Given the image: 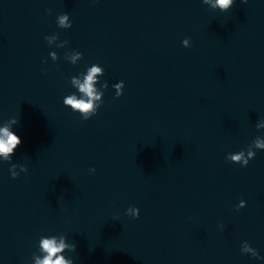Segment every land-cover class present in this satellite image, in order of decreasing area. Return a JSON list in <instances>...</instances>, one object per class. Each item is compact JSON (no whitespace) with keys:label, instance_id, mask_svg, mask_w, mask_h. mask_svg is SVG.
<instances>
[{"label":"clouds","instance_id":"obj_1","mask_svg":"<svg viewBox=\"0 0 264 264\" xmlns=\"http://www.w3.org/2000/svg\"><path fill=\"white\" fill-rule=\"evenodd\" d=\"M205 2H208V0H205ZM242 2L247 3V0H242ZM213 6H219L220 9L227 10L233 6V0H215V4ZM66 20L67 15H62L60 17V25L72 27V25L65 24ZM183 46L186 48L191 46V44L189 45V39L186 38L183 40ZM100 71L101 69L99 67L93 66L90 69L89 74L85 77L83 83H80L78 80H74V83L79 86L80 92H82L88 98L87 100L77 99L75 96H71L64 101L66 105L71 106L72 111L82 113V118L84 120H88L92 116L97 114L96 108H94L93 101L99 100V96L96 94L93 84L96 78V73ZM122 86L124 89L123 81H120V83L116 85L118 89V96H121L123 94V91H120ZM12 123H17V121L13 120ZM21 143V138L16 133L12 132L8 126L0 128V156H2L5 161L9 160L10 155L14 153V150L17 149V147L20 146ZM256 146L258 148H264V143L257 141ZM255 155V153L249 151L247 154V158H245L244 153L239 152L235 155H227L226 160L232 163L240 164L241 167H246L249 164V161L255 158ZM16 167L17 165L13 164L9 169L13 179L17 178L19 175V173L14 170ZM20 167L22 172H27L26 166L21 165ZM90 171L94 172L95 169H90ZM138 217L139 214L137 218ZM41 247L47 253V255L43 260H38L37 264H69V262L64 260L63 256L57 255L66 247L63 239L57 242V239L55 237L42 238ZM72 247L75 248V245H73ZM53 257L56 258L53 259ZM256 258L260 257L258 256Z\"/></svg>","mask_w":264,"mask_h":264}]
</instances>
